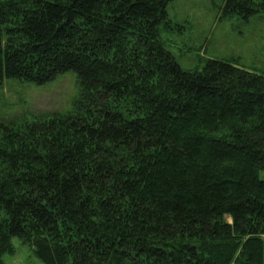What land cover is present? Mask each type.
<instances>
[{"label":"trees","instance_id":"16d2710c","mask_svg":"<svg viewBox=\"0 0 264 264\" xmlns=\"http://www.w3.org/2000/svg\"><path fill=\"white\" fill-rule=\"evenodd\" d=\"M173 1L0 0V82L79 88L72 112L0 122V264L12 238L44 264H264V73L183 69Z\"/></svg>","mask_w":264,"mask_h":264},{"label":"rangeland","instance_id":"374dc122","mask_svg":"<svg viewBox=\"0 0 264 264\" xmlns=\"http://www.w3.org/2000/svg\"><path fill=\"white\" fill-rule=\"evenodd\" d=\"M223 3L224 0H174L170 3L169 18L181 28L161 33L166 48L183 69H194L207 59L234 60L240 68L264 73V13L248 20L238 15L221 17ZM78 97V83L72 71L44 85L3 78L0 122L18 128L35 117L72 112ZM11 245L13 252L1 257L4 264H44L17 238L11 239Z\"/></svg>","mask_w":264,"mask_h":264}]
</instances>
